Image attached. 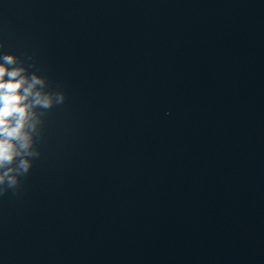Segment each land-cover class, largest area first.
<instances>
[{"label": "water", "instance_id": "95a60500", "mask_svg": "<svg viewBox=\"0 0 264 264\" xmlns=\"http://www.w3.org/2000/svg\"><path fill=\"white\" fill-rule=\"evenodd\" d=\"M0 42L66 97L0 264H264V0H0Z\"/></svg>", "mask_w": 264, "mask_h": 264}, {"label": "clouds", "instance_id": "9594fccd", "mask_svg": "<svg viewBox=\"0 0 264 264\" xmlns=\"http://www.w3.org/2000/svg\"><path fill=\"white\" fill-rule=\"evenodd\" d=\"M0 59V195H4L18 188L40 156L42 113L38 115L36 109H51L66 97L63 92L46 91V79L34 72L29 75L16 55L6 53Z\"/></svg>", "mask_w": 264, "mask_h": 264}]
</instances>
